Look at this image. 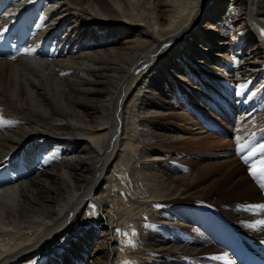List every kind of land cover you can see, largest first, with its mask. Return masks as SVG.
I'll return each instance as SVG.
<instances>
[{"label": "bare ground", "instance_id": "6f19581e", "mask_svg": "<svg viewBox=\"0 0 264 264\" xmlns=\"http://www.w3.org/2000/svg\"><path fill=\"white\" fill-rule=\"evenodd\" d=\"M208 2L0 0V46L17 45L0 57V264L264 251V0ZM206 80L238 118L234 135L219 121L217 178L171 150L193 141L176 107L198 133L216 118L173 108Z\"/></svg>", "mask_w": 264, "mask_h": 264}, {"label": "rangeland", "instance_id": "374dc122", "mask_svg": "<svg viewBox=\"0 0 264 264\" xmlns=\"http://www.w3.org/2000/svg\"><path fill=\"white\" fill-rule=\"evenodd\" d=\"M213 0H209L208 3L204 4V9H208V5ZM200 25V21L198 23ZM211 55V52H209ZM204 77V76H203ZM209 80H206L204 83V92L200 91L198 87L194 88V92H196V97L199 99L201 105L190 98L186 94H183L182 91H180V96H178V100L173 103V108H175V105H177L181 100L188 101L191 104V101L200 108V113L197 111L196 108L193 107L195 111V116L198 119L199 125L201 122L208 121L210 115H215L216 118H214L211 121H208V124L210 127L206 128L208 130V133H198L199 129L194 130L196 126L193 128H190L191 126L188 123L186 119L185 109L182 107H176V117H178L177 120H175L176 127L179 130V134L182 135V137L185 140H189L190 138L193 139V141H186L184 142L183 146H185L187 149L186 151H183L181 149H171L172 152H178L180 153V158L178 159V162H184L185 164L191 165L194 167V169L198 170V175L204 177L205 174L210 173L211 176L214 178H217V172L218 167L216 164V158L217 153L219 151L218 144L219 140L217 137H222L223 128L219 126L220 122L223 121L224 123H227L229 126L228 132L230 135L237 134V125L236 122L238 120L237 116L234 118H230L231 120L227 121L225 117L219 112L220 110H223V105L216 101L220 96V90L217 86H214L213 83ZM235 114V111H234ZM185 117H184V116ZM170 117V116H169ZM228 119V118H227ZM202 120V121H201ZM210 135V139H205L204 136ZM215 138V139H214ZM28 140L26 143V146L28 148H35L37 147V143H34L35 140L30 141ZM179 146V145H174ZM181 146V145H180ZM23 156V155H22ZM22 156L15 157L16 159L21 158ZM14 161V159H13ZM204 164H210V168L206 171L204 169H199L200 166H204ZM200 227L203 228L204 224L202 222L198 223ZM200 231L203 232V229L200 228ZM204 233V232H203ZM193 236H196V234L192 233ZM175 261L182 260V263L180 264H204V255L202 254H195L192 259L189 260V257L182 254H176L173 256ZM102 259L101 261H103ZM191 261V262H190Z\"/></svg>", "mask_w": 264, "mask_h": 264}]
</instances>
